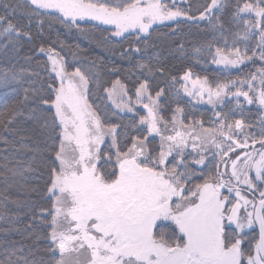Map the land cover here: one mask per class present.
Segmentation results:
<instances>
[{
    "label": "snow or ice",
    "instance_id": "obj_1",
    "mask_svg": "<svg viewBox=\"0 0 264 264\" xmlns=\"http://www.w3.org/2000/svg\"><path fill=\"white\" fill-rule=\"evenodd\" d=\"M180 18L207 21L212 40L193 49L197 56L209 55L225 69L257 61L259 67L224 82L193 79L191 69L169 81L159 52L149 50L156 47L154 26ZM46 21L82 34L83 24L95 22L94 29L107 33L105 44L119 45L113 55L139 74L134 94L119 77L105 86L102 65L78 61L69 70L42 45L38 52L51 62L47 80L25 68L0 67L5 96L17 92L14 86L23 92L20 99L0 100V151L31 154L27 160L0 157L4 191L28 180V173L47 177L42 188L20 184L47 204L26 205L7 195L0 200V220L12 225L27 207L31 220L44 225L42 232L27 225L23 238L31 244L7 239L19 228L0 229V264H264V0H206L195 11L176 0H0V47L18 52L25 38L33 39V24L42 35ZM177 51L183 54V43ZM157 76L169 89L183 82L192 101L210 105L211 127L185 117L179 106L170 118L162 115L166 89L153 94ZM93 84L103 90L99 99L131 114L129 124L109 122L100 105L90 103ZM226 97L235 107L216 110ZM245 102L259 106L255 123L244 118ZM236 112L241 118L233 121ZM28 121L32 131L39 128L40 140L23 134L28 129L20 125ZM256 127L258 134L251 131Z\"/></svg>",
    "mask_w": 264,
    "mask_h": 264
},
{
    "label": "trees",
    "instance_id": "obj_2",
    "mask_svg": "<svg viewBox=\"0 0 264 264\" xmlns=\"http://www.w3.org/2000/svg\"><path fill=\"white\" fill-rule=\"evenodd\" d=\"M16 2V0H12ZM206 0H187V2L182 3L178 7L189 8L191 7L195 11L196 7L202 5ZM210 2V0H209ZM26 23V21H24ZM52 23V28L49 29L48 24ZM95 22H89L88 24H83L82 27L86 30L85 33L76 31L75 29H67L63 25L54 23L51 21H46L44 24L43 34H40V30L33 24L31 28V33L33 39L29 41L24 39L21 42L19 51H14L11 47L7 49L0 47V67H12L15 66L16 70L20 68L27 69L28 72L39 73V76L44 80L48 79L49 68L46 55L40 54L38 52L39 47L42 45L46 48H52L54 53H58L59 57H63L66 66L69 70L76 65L78 61L87 63V61H93L97 64L102 65L101 68V81L105 86H111V82L117 77L125 83L131 93L134 94V82L136 81V76L139 74V70L136 68L128 71L129 68L127 61H122L119 59L118 55H113L112 50L115 48L117 53L119 52V45L117 44H105L101 39L102 36L107 35V33L102 32L99 29H94L93 24ZM101 28L103 26H100ZM156 31L153 32L152 41L155 43V49H150L149 54L151 55L153 51H158L160 54L159 64L163 65L167 69V78L170 81L173 76L179 78L183 73L191 69L193 73V78L197 76L204 78L207 77L210 82H224L227 79H243L249 72H255L259 67L260 62L257 61L256 64H246L237 72H228L224 70L215 69L213 63L211 62V56L202 55L197 56L193 49L196 47H205L207 43L212 40V33L208 30L207 21H201L199 24L194 22L185 21L183 18L179 19V22H165L162 25H155ZM173 29H175V34H173ZM234 31L236 29H233ZM183 43L184 52L181 54L177 51V45ZM218 45L223 44L222 41H217ZM243 49V44L239 45ZM214 51V48H213ZM73 53H76V58L73 57ZM25 57H31V60H26ZM119 67L121 70L119 72L109 71ZM135 73V74H134ZM31 79H38L37 77H30ZM38 86V84H37ZM151 86L153 89V94L155 90L159 87L166 89V94L162 99V105L164 106V111L162 115L166 118H170L172 109L177 106L182 107L185 110V117L202 119L204 121V127H211L210 120L214 119L213 109L197 106L190 102L183 94L181 84H177L175 88L169 89V86L157 78L151 80ZM17 87V92L15 94L9 93L5 96L7 89L0 88V100L7 99L9 101L20 99L23 96V92ZM93 91L96 92L95 96L90 97V103L100 105L101 115L112 123H117L120 125L129 124L131 119V114H119L112 106L108 103V100L99 99L103 96L102 88L96 91L95 85H92ZM176 89H180L179 94H176ZM235 105L231 101L224 102L223 108L221 105L216 107V110H222L228 112L229 109L234 108ZM245 119L251 122H256L258 120V111L252 107H244ZM113 113H117L113 115ZM141 115H144L142 111L139 110ZM241 118L239 112L232 115L233 121L235 119ZM138 120L139 117L137 116ZM187 123L188 120L185 119ZM23 128L28 129L25 131L24 135H31L35 140H40L39 128L35 131L31 129L35 127L32 125L31 121H28L22 125ZM131 131V129H130ZM248 131V130H247ZM257 134L259 128L256 127L251 129ZM11 139V137H9ZM158 143V140L156 139ZM5 145L0 143V150L4 149ZM8 155L10 158L24 159L27 160V156L30 153L24 154L23 152H15L11 147L8 148L7 152L0 151V157ZM28 180H18V183L13 185V187L4 191V185L0 181V200L3 199L4 195L9 197V200H19L26 205H39L47 204V201L38 197L35 193L27 191L20 187V184L27 185L28 188L32 186L43 187L44 181L47 179L46 174L42 176L39 180L35 177L40 175L37 173L26 174ZM9 209L11 212L15 213L18 210L12 204H9ZM20 215L17 222L10 225L5 221L0 220V229L15 227L19 228L20 232H10L7 239L10 241H18L21 243L31 244L32 240H25L23 237L27 236L24 232L27 225L31 222L32 228L29 231L42 232L44 225L40 224L38 221L31 220L28 214V208H22L19 210ZM23 234V236H22ZM5 239L3 232H0V240ZM41 247H43V242H41Z\"/></svg>",
    "mask_w": 264,
    "mask_h": 264
},
{
    "label": "rangeland",
    "instance_id": "obj_3",
    "mask_svg": "<svg viewBox=\"0 0 264 264\" xmlns=\"http://www.w3.org/2000/svg\"><path fill=\"white\" fill-rule=\"evenodd\" d=\"M169 2H171V0H169ZM184 2H185V0H176V5L179 6V5H181L182 3H184ZM103 27H107V26H103ZM45 58L47 59V56H46ZM57 58H58V57H57ZM47 63H48V68H49V70H50V68H51V62L48 61V59H47ZM244 66H245V65H242V66H240L239 68H231V67H229L228 69H225L223 65H216V64H213V67H214L215 69L224 70V71H228V72H237V71H239V70H240L242 67H244ZM52 75L54 76V73H53ZM192 78H193V77H192ZM193 79H195V78H193ZM182 83H183V82H181V84H182ZM188 87H189V88H192L193 86H192L191 83H189V84H188ZM245 89H246V86H245ZM182 91H183V90H182ZM233 91H235V89H233ZM183 94H184V96H185L190 102H192L194 105L202 106V107H207V108L212 109V107H211L210 105H208L207 103H205V102L197 103V102H195V101H192L191 98L188 97L184 92H183ZM204 99H205V101L207 100V96H206V95H205V98H204ZM240 99L243 100V97H241ZM227 101H231V102L235 105V100H234V98H232V97H226V98H225V102H227ZM108 103H109L110 106H112V108L118 113V110H116V109L113 107L112 103H111L110 101H108ZM219 106H220V105L218 104L216 107H219ZM244 107H252V108H255V109H257L258 113L260 114V110H259V106H258V105H248V104L245 102V103H244ZM139 110L142 111L144 115L146 114L142 108H139ZM119 114L123 115V114H129V113H119ZM257 118L259 119V115H258ZM246 131H247V130H246ZM241 138H243V137H241ZM156 139L158 140V137H157ZM256 147L258 148L259 145L257 144ZM249 150H251V149H249ZM257 196H258V193H257Z\"/></svg>",
    "mask_w": 264,
    "mask_h": 264
}]
</instances>
